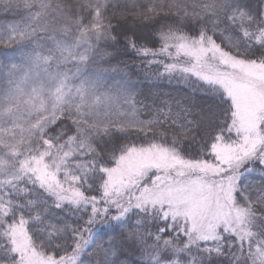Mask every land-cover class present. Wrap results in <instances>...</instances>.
I'll list each match as a JSON object with an SVG mask.
<instances>
[{
    "label": "snow or ice",
    "instance_id": "obj_1",
    "mask_svg": "<svg viewBox=\"0 0 264 264\" xmlns=\"http://www.w3.org/2000/svg\"><path fill=\"white\" fill-rule=\"evenodd\" d=\"M0 13L14 17L0 47L29 46L0 67V264H264V182L246 180L264 172V110L241 121L234 104L237 89L264 94V12L0 0ZM129 50L146 79L205 93L199 119L194 101L138 91L111 63Z\"/></svg>",
    "mask_w": 264,
    "mask_h": 264
},
{
    "label": "trees",
    "instance_id": "obj_2",
    "mask_svg": "<svg viewBox=\"0 0 264 264\" xmlns=\"http://www.w3.org/2000/svg\"><path fill=\"white\" fill-rule=\"evenodd\" d=\"M233 2L246 7L252 14L256 16H259L260 13L264 12V0H233ZM13 19L14 17L11 15L4 16L2 13H0V22H12ZM28 48L29 46L27 44H20L12 47H0V61H9L12 59L13 54L16 51L22 49L28 50ZM111 63L113 66L120 65L121 67L124 64H127L126 71L131 76L133 85L138 91L142 92L146 96L151 94V96L156 98L178 100L184 104H189L190 102L194 101L195 104L193 106V112L189 116V119L191 120H198V110L204 108L206 104L212 102L205 93L197 90L194 83L186 84L176 79L171 81L167 79H146L141 70V58L136 57L135 54L131 52V50L127 52L122 51L111 61ZM116 135L119 138V134ZM246 180L256 183L264 182V172H262L261 169L256 168L250 173L246 174ZM102 227L105 226H98V228L94 230L93 243L103 238V234L100 232ZM218 259L221 261V264H227L226 257H220Z\"/></svg>",
    "mask_w": 264,
    "mask_h": 264
},
{
    "label": "rangeland",
    "instance_id": "obj_3",
    "mask_svg": "<svg viewBox=\"0 0 264 264\" xmlns=\"http://www.w3.org/2000/svg\"><path fill=\"white\" fill-rule=\"evenodd\" d=\"M10 22H0V25H6ZM29 50V48H28ZM28 50L22 49L16 51L13 54L11 60H1L0 67L6 66L12 63H19L23 57V54ZM119 79V76L116 77ZM234 104L237 109V115L241 121H249L258 111L264 110V94H260L251 89H237L235 92ZM163 161V157L160 158ZM143 157L134 158L129 161L130 165H136L142 162Z\"/></svg>",
    "mask_w": 264,
    "mask_h": 264
}]
</instances>
